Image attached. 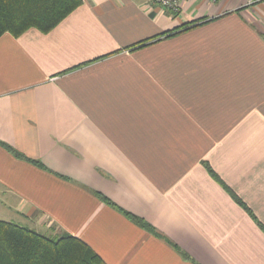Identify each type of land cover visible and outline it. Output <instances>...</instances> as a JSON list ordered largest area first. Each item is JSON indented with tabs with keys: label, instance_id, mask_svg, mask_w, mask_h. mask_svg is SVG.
Masks as SVG:
<instances>
[{
	"label": "crops",
	"instance_id": "crops-1",
	"mask_svg": "<svg viewBox=\"0 0 264 264\" xmlns=\"http://www.w3.org/2000/svg\"><path fill=\"white\" fill-rule=\"evenodd\" d=\"M0 219L107 264H264V0H83L0 35Z\"/></svg>",
	"mask_w": 264,
	"mask_h": 264
},
{
	"label": "trees",
	"instance_id": "trees-1",
	"mask_svg": "<svg viewBox=\"0 0 264 264\" xmlns=\"http://www.w3.org/2000/svg\"><path fill=\"white\" fill-rule=\"evenodd\" d=\"M82 2L83 0H0V35L5 32L20 35L31 27L48 32ZM6 146L16 156H23L12 146ZM144 226L162 235L154 227L147 224ZM262 228L264 229V225ZM0 264L107 263L86 242L68 232L48 235L0 219Z\"/></svg>",
	"mask_w": 264,
	"mask_h": 264
},
{
	"label": "built area",
	"instance_id": "built-area-1",
	"mask_svg": "<svg viewBox=\"0 0 264 264\" xmlns=\"http://www.w3.org/2000/svg\"><path fill=\"white\" fill-rule=\"evenodd\" d=\"M164 7H168L173 11H179L183 0H157ZM216 1V0H212Z\"/></svg>",
	"mask_w": 264,
	"mask_h": 264
}]
</instances>
